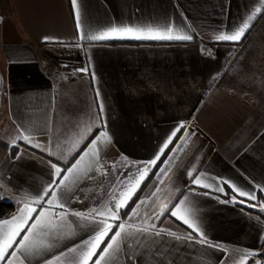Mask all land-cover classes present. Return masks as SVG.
Returning a JSON list of instances; mask_svg holds the SVG:
<instances>
[{"label":"crops","instance_id":"0c3cea01","mask_svg":"<svg viewBox=\"0 0 264 264\" xmlns=\"http://www.w3.org/2000/svg\"><path fill=\"white\" fill-rule=\"evenodd\" d=\"M77 3L88 35L113 25L172 24L193 39L80 40L71 0H0V195L5 197L0 202L12 206L10 213L0 211V220L18 213L22 204L17 201L42 194L53 179L49 160L66 171L79 159L90 139L76 149L73 145L88 136L87 126L106 131L110 142L101 147L103 168H94L91 178L82 177L64 190V199L72 197L68 207L85 213L110 204L114 191L118 197L117 177L138 175L137 168L154 159L183 124L133 206L147 199L131 222L138 225L145 214L152 216L163 204L174 207L187 197L189 218L219 249L165 235L155 237V244L147 242L140 264H220L222 257L227 264H238L245 250L259 252L264 218L226 195L192 185L187 172L195 169L208 180L227 179L256 196L257 186H264V11L248 21L257 7L264 8L261 0ZM245 21L250 28L238 43L214 40ZM46 36L53 39L45 42ZM84 67H89L88 73L74 71ZM21 133L44 150L17 139ZM13 141L15 147L10 146ZM161 168L171 171L158 178ZM68 219L75 235L58 240L49 256L93 234L90 227L77 228L82 222L76 217ZM125 221L128 216L120 222ZM149 223L179 236L192 232L170 213ZM69 231L65 225L63 232ZM193 237L199 238L195 233ZM250 259L256 264L258 258ZM31 264L43 261L32 258Z\"/></svg>","mask_w":264,"mask_h":264},{"label":"snow or ice","instance_id":"6c2138e0","mask_svg":"<svg viewBox=\"0 0 264 264\" xmlns=\"http://www.w3.org/2000/svg\"><path fill=\"white\" fill-rule=\"evenodd\" d=\"M71 2L75 13L76 27L80 32V40L108 41L112 39H135L189 41L193 39L191 35L178 33L172 24H169L166 28L113 25L95 34L88 35L83 31V22L77 0H71ZM261 4L264 5V0H261ZM262 11H264V8L257 7L253 14L248 17V21L255 19L256 14ZM248 21L243 22L231 34L221 32L215 35L214 40L218 42L228 41L238 43L250 28ZM43 39L45 42H49L53 38L46 36ZM74 71L88 73L89 67ZM92 79H95L94 72L92 73ZM97 96H99V93H97ZM99 108L102 114L103 104H100ZM87 127L88 136L73 145V149H76L81 143L90 139L88 147L82 153H78L79 159H76L75 163L71 164V167H67L66 171L58 166L56 162L49 160L53 179L43 189L42 194H37V197L31 200L22 198V200L17 201V203L22 204L18 213L10 219L0 220V264H31L32 258H39L43 261V264H53V261L60 262V264H120L121 257H123L124 264H140L144 251L148 248L147 242L151 241L152 244H155L157 242L154 239L155 237L165 235L179 241L199 243L210 248L219 249V245L209 242L195 221L189 218V210L185 207L187 197L178 204H175L174 207L163 204L159 212L154 213L152 216L145 214L146 218H141V223L137 225L131 221L139 216L137 209L140 205L147 203V199L140 200L137 207L132 209L131 214L123 213V215L128 216V221L120 222L122 210L128 207L129 202L140 189L142 182L148 176L151 169L157 166V162L164 155L169 143L173 142V137L183 129V124L171 134L154 159L144 164L143 167L137 168L138 175L128 173L124 179H120L119 176L117 177L118 184L115 186V190L119 192V196L117 197L114 191L110 204L102 205L100 208H93L87 213L70 209L68 207V200L72 197L64 199V190H70L72 185L76 184L82 177L91 178L89 173L94 168L97 171L103 168L100 162L101 147L110 142V137L106 131H101L99 127L95 131L91 126ZM195 134V132L191 133V135ZM77 135L79 134L77 133ZM17 139L23 140L32 147H39L41 151L44 150L39 144H32L31 137L28 135L21 133ZM10 146L15 147L16 142L13 141ZM48 154L50 156L53 155L51 152ZM163 163L168 164V161H164ZM97 165L100 167L97 168ZM169 171H171L170 168L167 171L161 168L156 173V176L158 178L161 175L167 176ZM195 173V169L187 172V177L192 185L209 189V192L215 191L228 195L224 187L227 185L231 189V192L235 194L231 198L232 203H244L247 207L258 208L260 212L264 213V201L247 203V201H257L255 191L241 190V188L227 179L212 178L208 180L205 174L196 175ZM0 187H3V185H0ZM257 187L260 191H264V186L258 185ZM157 191H159V188H157ZM191 191H195V189L193 188ZM208 194L205 193V195ZM152 195L155 196L156 193ZM237 197H244L245 199L238 200ZM3 198L5 197L0 195V199ZM221 202L224 203L225 201ZM45 204L46 207L44 206ZM33 205L39 206V211ZM37 212L38 214L35 215V219L33 220V214ZM168 213L176 220L187 225L188 228L192 229V232L187 236H179L166 228L157 230L155 223H149L150 220H160L162 216ZM70 215L82 222L77 224V228L90 227V231L93 234L89 235L88 239L82 240L79 244L67 247L65 250L58 251L55 255L49 256V250L55 247V243L58 240L65 238V236L75 235V229L71 228L73 222L68 219ZM257 219L259 220L260 217H257ZM30 220L31 223H29ZM65 225L69 226L70 231L68 233L63 232ZM193 233L199 238L195 239ZM220 250L225 252V254L227 253L226 249ZM259 255L261 254L257 251L245 250L238 264H248L251 257ZM220 264H227L225 257L221 258ZM256 264H261V261L257 259Z\"/></svg>","mask_w":264,"mask_h":264},{"label":"trees","instance_id":"16d2710c","mask_svg":"<svg viewBox=\"0 0 264 264\" xmlns=\"http://www.w3.org/2000/svg\"><path fill=\"white\" fill-rule=\"evenodd\" d=\"M133 43V42H131ZM174 143H172L173 145ZM171 145V146H172ZM171 146L168 147L166 153H164V156L160 159V161L157 162V166L155 168H153V170L151 171V173L148 175V177L146 178V180L143 182V184L140 186V189L137 191V193L135 194V196H133L132 200L129 202V205L127 208L122 210V216L121 218H125L127 215H123V213H129L131 211V209L133 208V206L136 204L137 200L140 198V196L142 195V193L144 192L146 186L148 185L149 181L151 180V178L154 176V173L157 169V167L161 164V162L164 160L167 152H169ZM227 193L228 195H226V198L230 199L232 198L233 195H235L234 193L231 192L230 189H227ZM238 200H244L245 198L242 197H237ZM258 201H264V195L262 193V191H258L257 194V201H247V203H257ZM237 206L243 207L246 210L252 211V212H256L258 213L260 216H262V218H264V213L260 212L258 208H249L246 206V204L244 203H234ZM261 255L257 256V258L261 261V264L264 263V241L262 243V247L259 250V252ZM252 259H249L248 264H251Z\"/></svg>","mask_w":264,"mask_h":264},{"label":"built area","instance_id":"2783aa9c","mask_svg":"<svg viewBox=\"0 0 264 264\" xmlns=\"http://www.w3.org/2000/svg\"><path fill=\"white\" fill-rule=\"evenodd\" d=\"M0 211L3 213H10L12 211V206L7 201H1Z\"/></svg>","mask_w":264,"mask_h":264},{"label":"rangeland","instance_id":"374dc122","mask_svg":"<svg viewBox=\"0 0 264 264\" xmlns=\"http://www.w3.org/2000/svg\"><path fill=\"white\" fill-rule=\"evenodd\" d=\"M0 17H1V15H0ZM264 264V263H263Z\"/></svg>","mask_w":264,"mask_h":264}]
</instances>
